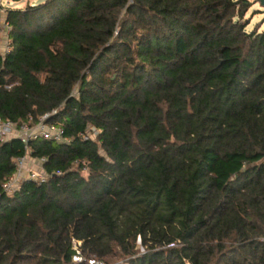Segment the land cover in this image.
Segmentation results:
<instances>
[{"label":"trees","instance_id":"obj_1","mask_svg":"<svg viewBox=\"0 0 264 264\" xmlns=\"http://www.w3.org/2000/svg\"><path fill=\"white\" fill-rule=\"evenodd\" d=\"M252 3L5 10L0 119L53 113L69 142L30 141L50 177L13 194L2 184L24 144L0 142V264H75L73 238L103 264H264V28L246 30Z\"/></svg>","mask_w":264,"mask_h":264},{"label":"built area","instance_id":"obj_2","mask_svg":"<svg viewBox=\"0 0 264 264\" xmlns=\"http://www.w3.org/2000/svg\"><path fill=\"white\" fill-rule=\"evenodd\" d=\"M5 14V8L0 6V26L2 30H5V24L3 23V15ZM0 30V31H2ZM2 51H8V46L1 49ZM53 114V113H52ZM52 114L44 115L38 118L35 122L30 120L18 126L17 124L0 119V142H5L10 139H19L24 144L25 153L23 156L14 160V172L5 179L2 184V190L6 194H13L16 192L20 185L24 181H32L38 184L44 183L48 177H50L44 169L42 164L43 159H33L30 156V150L28 144L30 141L37 137L44 138L46 140H52L57 143L69 142L68 139L63 138V132L61 128L54 124L47 122L48 118ZM96 131L93 128H89L88 135L93 138L96 135ZM86 138V136H83ZM59 175V173H56ZM82 242L76 239H71V248L73 251L72 262L75 264H84L87 259L84 257L82 251ZM91 264H101L98 261H94Z\"/></svg>","mask_w":264,"mask_h":264},{"label":"rangeland","instance_id":"obj_3","mask_svg":"<svg viewBox=\"0 0 264 264\" xmlns=\"http://www.w3.org/2000/svg\"><path fill=\"white\" fill-rule=\"evenodd\" d=\"M43 1L44 0H37V1H34V0H0V6L4 7L5 10L7 9H22L23 10L30 4H36L38 2H43ZM248 1L253 2V3H252V7L247 11V13L244 16L245 19L249 20V25L247 26L246 30L250 31L254 27V25H259L260 26L259 31H261L264 28V22H263L264 14L262 13L264 11V6L260 5L257 2L255 3V0H248ZM251 10H254L255 12H260V13L252 14L250 13ZM5 32H7L6 29L0 31V48L1 49L5 48L7 44V41L5 38V34H6ZM135 249L137 250L138 254L144 253L143 248L140 246L139 240H136L135 242ZM84 257L87 259V262L84 264H91L94 261H98L101 264H103L101 260H97L93 257H87L85 254H84ZM117 264H123V263L122 261H119L117 262Z\"/></svg>","mask_w":264,"mask_h":264},{"label":"water","instance_id":"obj_4","mask_svg":"<svg viewBox=\"0 0 264 264\" xmlns=\"http://www.w3.org/2000/svg\"><path fill=\"white\" fill-rule=\"evenodd\" d=\"M259 1V4L264 6V0H258Z\"/></svg>","mask_w":264,"mask_h":264}]
</instances>
